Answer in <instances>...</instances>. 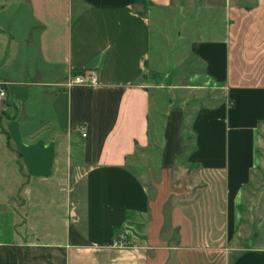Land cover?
I'll use <instances>...</instances> for the list:
<instances>
[{
	"label": "crops",
	"instance_id": "obj_1",
	"mask_svg": "<svg viewBox=\"0 0 264 264\" xmlns=\"http://www.w3.org/2000/svg\"><path fill=\"white\" fill-rule=\"evenodd\" d=\"M148 1L170 8L177 0ZM138 5L0 0V140L7 142L0 146V264L227 263L224 253L215 257L223 249L217 239L237 229L264 135V74L239 79L235 40H252L251 24L264 38V0L217 4L207 18L221 29L190 47L204 70L189 74L178 102L164 109L140 82L152 44ZM89 69L97 86L71 85ZM152 150L161 168L180 165L192 183L170 193L144 185L130 162ZM62 170L63 214L31 223L23 210L41 209L42 196L20 187L51 182ZM184 194L191 197L179 201ZM171 195L177 201L167 210ZM11 206L23 212L13 223ZM118 235L126 247L112 246ZM230 264H264V227L257 245Z\"/></svg>",
	"mask_w": 264,
	"mask_h": 264
},
{
	"label": "rangeland",
	"instance_id": "obj_2",
	"mask_svg": "<svg viewBox=\"0 0 264 264\" xmlns=\"http://www.w3.org/2000/svg\"><path fill=\"white\" fill-rule=\"evenodd\" d=\"M221 1L177 0L170 8H161L148 0H139V5L136 8L149 19L152 44L151 59L140 82L151 89L152 95L163 109L168 101L178 102L179 85L187 82L189 74L204 70L203 64L192 56L190 47L194 40L200 39L203 33H208L209 29H221V26L210 25L207 18ZM244 2L245 0H235L236 4ZM247 29L252 34V40L245 43V38H239L235 40L234 49L236 64H234L233 69L235 68L236 71L238 69L241 73L242 78L239 79L242 82H245V77L253 78L264 74V38L261 41L257 40L258 29L256 25L251 24ZM236 31L238 33L244 32L245 27L243 28L239 24L236 26ZM208 35L210 37L211 34L208 33ZM248 43L250 44L248 45ZM248 66H251V69ZM158 122L160 125L161 120L159 119ZM155 123V119H153L152 127L155 126ZM5 145L7 142L4 138L3 141L0 140V146ZM130 169L149 189H155L156 185H161L163 191L170 193L192 183L191 176H187L188 173L182 170L180 165H176L172 169L161 168L159 154L155 150L137 154L130 162ZM12 171L20 173L19 169H12ZM57 177V179L46 184L36 186L25 184L20 187V193L29 189L32 192L39 191L37 194L42 196L40 199L43 202L39 207L41 209L36 208L35 211H30L34 209L29 206L27 210H23L25 213L29 212L28 220L31 223L43 224V222H49L54 217L59 218L63 214V194L65 192L62 189L67 192L69 188L67 171H59ZM189 197L191 195L184 194L178 198L179 201H183ZM176 201L177 197L171 195L166 209L168 210ZM27 202L25 201V203ZM28 203L32 206L35 202L29 201ZM15 204L20 205L23 202L16 200ZM23 212H19L15 206H11L7 218L10 219V223H13L19 218H23ZM4 219L5 217L0 213V228ZM237 224V229L232 238L226 239L224 234H219L217 239L220 248L223 249L218 250V255L215 257L218 256L217 258L221 260L223 259L221 253H224L223 256L228 264L245 249L257 245L258 230L264 227V135L259 147V165L253 172L250 184L243 190ZM171 236L173 238L175 234L172 233Z\"/></svg>",
	"mask_w": 264,
	"mask_h": 264
},
{
	"label": "built area",
	"instance_id": "obj_3",
	"mask_svg": "<svg viewBox=\"0 0 264 264\" xmlns=\"http://www.w3.org/2000/svg\"><path fill=\"white\" fill-rule=\"evenodd\" d=\"M71 85H84V86H97L98 85V73L94 69L84 70L82 74L72 76ZM6 97L5 91L0 87V99ZM84 137L85 134L83 133ZM114 247H126L127 242L123 240V237L116 236L112 241Z\"/></svg>",
	"mask_w": 264,
	"mask_h": 264
}]
</instances>
